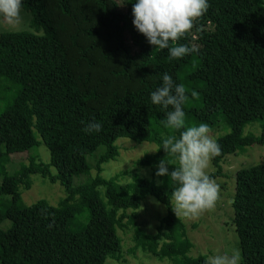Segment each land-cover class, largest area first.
<instances>
[{
  "label": "trees",
  "instance_id": "obj_1",
  "mask_svg": "<svg viewBox=\"0 0 264 264\" xmlns=\"http://www.w3.org/2000/svg\"><path fill=\"white\" fill-rule=\"evenodd\" d=\"M135 3L22 0L30 27L41 35L0 34V224L8 223L0 229V264L118 261L116 231L123 220L132 224L146 197L165 214L138 245L174 264H208L189 256L186 227L170 207L179 186L170 176L159 185L135 177L120 187L99 176L100 165L114 158L117 139L156 147L153 160L145 157L138 165L168 155L161 134L171 133L166 123L172 109L151 102L164 73L186 88L185 128L219 122L229 129L216 139L221 154L210 161L213 180L239 147L264 145V0H208L207 12L178 42L198 51L180 59H170L168 49L155 48L136 30ZM93 120L101 131L86 133ZM252 123L259 137L242 136ZM40 143L47 163L28 155ZM99 147L104 151L91 177L86 158ZM23 154L27 164L8 175L5 165ZM34 175L59 185L63 198L56 207L19 205ZM80 175L87 178L73 185ZM233 183L231 222L240 264H264V165L236 171Z\"/></svg>",
  "mask_w": 264,
  "mask_h": 264
},
{
  "label": "rangeland",
  "instance_id": "obj_2",
  "mask_svg": "<svg viewBox=\"0 0 264 264\" xmlns=\"http://www.w3.org/2000/svg\"><path fill=\"white\" fill-rule=\"evenodd\" d=\"M30 20V15L23 9L20 11V21L17 24L9 25L0 17V34L4 32H25L40 36L41 32H35L30 27ZM210 130V135L214 139L229 132V129L219 122H215L210 127ZM259 135L260 130L256 123L248 124L242 130V136H249L255 139ZM114 146L116 148L114 158L100 165L99 176L101 178L106 180L115 179L114 181L117 185L126 187L135 177L144 178L155 185L161 184L162 180L167 177L156 175L159 162H150L147 166L136 164L137 161L145 157H148L150 161L153 160L156 152L154 145L117 139L114 142ZM103 151L104 148L99 147L91 157L86 158V163L91 167L89 176H94V161ZM28 155L29 157H36L42 163L48 162V152L41 143L36 149L30 150ZM24 157L25 154L22 155L21 159L5 165V172L8 175L16 173L20 165L27 164V160ZM164 160L169 163V172L173 170V167L178 166L176 158L169 154L164 157ZM256 165H264V145L253 144L249 147H239L233 155L225 157L221 164L219 177L214 179L220 186L219 199L215 208L204 212L198 217L176 215L186 227V235L191 243L190 257H201L209 262V258L217 254H232L238 251L237 238L231 222L232 210L230 207L234 174L240 169H247ZM213 172L214 170L209 165L206 173L209 175ZM86 178L85 175L76 176L72 180V184L75 186L79 185ZM30 182L29 189L21 195L19 202L21 207H28L37 201L56 207L59 200L63 198L62 190L56 183L51 184L46 179L36 175L30 177ZM170 207L172 210V201L170 202ZM126 213L129 214L130 212L127 211ZM164 214L165 210L160 204L152 198L146 197L135 211L136 216L132 224L123 220L121 230L116 231L120 240V259L118 261L106 260L104 264H174L173 261L168 259H157L145 249L143 250L142 246L138 245L144 235L155 232V227ZM7 226L8 223L3 222L0 224V229L4 230Z\"/></svg>",
  "mask_w": 264,
  "mask_h": 264
},
{
  "label": "clouds",
  "instance_id": "obj_3",
  "mask_svg": "<svg viewBox=\"0 0 264 264\" xmlns=\"http://www.w3.org/2000/svg\"><path fill=\"white\" fill-rule=\"evenodd\" d=\"M210 7L208 0H136L132 7V23L155 48L168 49L170 59H180L197 52L195 47L178 43L194 27ZM22 0H0V17L9 25L20 21ZM193 98L198 96L191 92ZM188 100L186 88L177 84L168 73L162 75V85L151 93V102L167 111L168 135L161 134L162 149L176 158L178 166L169 172V163L160 160L157 176H170L179 186L172 191V210L175 215L198 217L215 208L220 186L207 173L210 161L221 154V146L210 135L207 124L185 128L183 105ZM102 125L89 122L83 129L86 133L99 132ZM184 129L183 131H180ZM180 131L179 138L175 132ZM238 251L232 254H217L208 264H239Z\"/></svg>",
  "mask_w": 264,
  "mask_h": 264
}]
</instances>
